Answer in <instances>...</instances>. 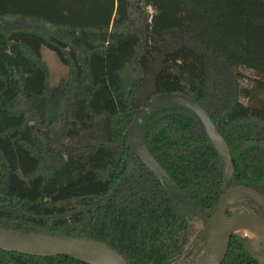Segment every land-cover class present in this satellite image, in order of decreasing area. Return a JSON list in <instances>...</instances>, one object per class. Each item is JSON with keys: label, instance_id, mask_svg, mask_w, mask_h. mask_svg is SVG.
<instances>
[{"label": "trees", "instance_id": "16d2710c", "mask_svg": "<svg viewBox=\"0 0 264 264\" xmlns=\"http://www.w3.org/2000/svg\"><path fill=\"white\" fill-rule=\"evenodd\" d=\"M48 2L0 0V230L91 239L128 264L192 263L227 190L264 198V0H96L79 23L56 21ZM43 47L68 68L55 90ZM163 94L193 99L215 124L228 181L181 106L142 123L166 178L132 154L134 116ZM246 242L234 233L222 264H257ZM0 264L84 263L0 251Z\"/></svg>", "mask_w": 264, "mask_h": 264}, {"label": "water", "instance_id": "95a60500", "mask_svg": "<svg viewBox=\"0 0 264 264\" xmlns=\"http://www.w3.org/2000/svg\"><path fill=\"white\" fill-rule=\"evenodd\" d=\"M169 105L184 107L195 115L203 129L206 139L220 160L221 172L223 174L224 181H228L232 177L234 169L230 152L224 139L201 106L193 99L182 95H157L142 105V112L139 115L134 116L127 131L128 143L132 154L158 180L161 181L163 178L167 177L163 169L149 153L141 134V128L146 115L150 111ZM232 192L250 193L255 196L264 207L263 196L254 190L238 187L227 190L220 198L219 202L215 206V213L213 214L212 220L219 212L220 204L224 202L227 196ZM227 211L228 208L221 212L225 221L216 232L214 242L210 247L212 255L205 264L223 263L229 248L231 237L237 232L236 230L239 226L245 223H250L256 225L264 233V216L250 212L236 213L232 216H227ZM211 226L212 222L204 250L208 246ZM34 236L47 237L50 242L36 243L31 240V237ZM244 249L253 261L257 264H264V246L260 245L259 251H256L252 244L246 242ZM0 251L40 258L67 256L84 264H99L96 260H101L107 264H128L118 252L100 242L83 238L51 237L45 234L18 235L12 232L0 230Z\"/></svg>", "mask_w": 264, "mask_h": 264}, {"label": "rangeland", "instance_id": "374dc122", "mask_svg": "<svg viewBox=\"0 0 264 264\" xmlns=\"http://www.w3.org/2000/svg\"><path fill=\"white\" fill-rule=\"evenodd\" d=\"M95 3L96 0H70L67 5H69L70 7L71 4L73 5L72 11V9H69V7L59 6L62 5L61 1L52 0L51 3L48 2V7L50 11H53V9L59 10L54 14H57L56 17L60 16V18L63 19L62 20L58 18L59 20L56 21H58L59 23H65L67 21L66 18H63V16L68 18L73 17V22L79 23L82 21L81 17H83L84 15H88L90 19H93L97 15L98 9ZM41 6L42 5H40L41 10L45 11L44 7ZM41 58L42 61L47 65L49 70L48 87L50 90H55L59 86L60 81L68 79V68L63 66L57 56L47 48L43 47L41 49ZM233 202L234 203H232L228 207V212L230 214L250 212L264 216L263 205L255 196L251 195L250 193L237 192ZM198 230L200 231L201 228L199 227ZM236 235L240 238L246 239L242 234L238 232H236ZM246 241L252 244L256 251H259L260 244L249 241L247 239ZM180 264H191V262Z\"/></svg>", "mask_w": 264, "mask_h": 264}, {"label": "bare ground", "instance_id": "6f19581e", "mask_svg": "<svg viewBox=\"0 0 264 264\" xmlns=\"http://www.w3.org/2000/svg\"><path fill=\"white\" fill-rule=\"evenodd\" d=\"M235 196H236V193L234 192L230 193L225 199V201L220 204V210L212 220V226H211V231L209 234L208 246L203 251L202 255L198 257L195 261H193L191 264H205L210 259L212 255V250L210 247L214 242L217 230L225 221V218L223 217L221 212L224 209L228 208L232 203H234L233 201H234ZM236 231L242 234L247 240L264 246V233L256 225L245 223L239 226ZM31 240L36 243L50 242V240L47 237H42V236L31 237ZM96 262L99 264H107L101 260H96Z\"/></svg>", "mask_w": 264, "mask_h": 264}, {"label": "flooded vegetation", "instance_id": "af4514ba", "mask_svg": "<svg viewBox=\"0 0 264 264\" xmlns=\"http://www.w3.org/2000/svg\"><path fill=\"white\" fill-rule=\"evenodd\" d=\"M234 214H236V213H234ZM234 214H230V213H229L230 216H232V215H234Z\"/></svg>", "mask_w": 264, "mask_h": 264}]
</instances>
